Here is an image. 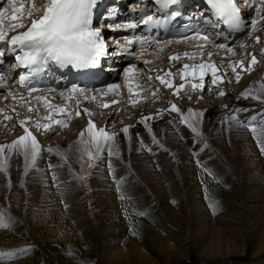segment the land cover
I'll return each instance as SVG.
<instances>
[{
	"label": "rangeland",
	"instance_id": "rangeland-1",
	"mask_svg": "<svg viewBox=\"0 0 264 264\" xmlns=\"http://www.w3.org/2000/svg\"><path fill=\"white\" fill-rule=\"evenodd\" d=\"M33 2L39 4L40 0H24L25 8L27 9L28 7H30L31 3ZM5 4L6 3H4L1 7H3ZM256 9L257 7L254 9V12L250 17V23L248 28L246 29V32L242 34L243 36L247 35V38H245L244 41L246 43L244 45L242 59L239 61H243L244 66L247 68L251 61V54H255L258 62L248 68L247 71L240 73L239 82H237V76L232 72V70H221L222 73L217 72V75L223 77V82L218 81L215 87H213L212 85L211 75L209 74L205 78V87L203 90H193L191 85L194 81L189 78L191 80L190 87L188 86V84H186V82H184L185 87L180 90L179 94H175L176 87H178L182 83L178 74V70L182 69L183 67L181 66L182 64H179V62L182 63L181 60L183 59V56H179V59L176 61H170L169 58L171 57V55L178 52L176 51V45H167L166 51L165 49L162 50V48H165L163 46L160 48V50L155 49V52L151 54L150 57H156L153 61H149L150 64L148 67L150 71L148 70V68L144 67L142 63L139 65L135 74L136 77L131 78L132 81L138 79L137 82L134 81L135 83L132 84L133 92L131 96L128 93V89L126 90L125 87H121V85L123 84H121V82H119L117 78L115 79V85L117 87L110 92L104 91L103 94H101L100 91L84 89V91L87 93L86 95H90L89 93H91V95L90 97H84L83 99L81 94L79 95L80 99H82V103L81 105L80 103H78V105L75 104L77 105L78 112L80 113L79 116L76 115L77 112L72 110V108L66 109L65 113H60L56 109H45V103L43 104L41 102L40 105H36V102L33 98H26V100H31L33 106L38 107L39 110L31 113L28 111L26 106L22 107L20 105L16 106L15 104H13L14 100L11 101L12 99H0V109L5 110L2 113L6 114L7 116H11L10 121L13 126L8 130V132H10L9 135H24L23 127L19 123L20 120H24V126H27L29 128V130L38 141V149L44 146L45 150L48 153H51V155L55 156L63 162V167L68 162V160L65 158V155H63V152L58 149L56 143L58 141L66 143L67 141L68 144V141L72 139V136H78V132L80 135L81 133H83V145L85 149L83 153L87 154V152H89L90 150L88 151V148H86L88 147L86 144V138L84 137L86 135L84 134L83 130H78L76 129V127L78 128V124L80 122L84 125L85 123L88 124L89 120H91L96 126V129L105 128L106 131V127L109 125H106V127H104L106 122V117L104 118V111L108 109L111 111L112 115L108 122H117L118 120L116 119L119 117H122V121H127L130 118H134V120H136L139 124L137 125V127L139 129L141 128L140 132H145L156 145V149H152L153 151H149L148 148L147 150H145L144 147H141L139 149L140 152L136 154V160H138V162L136 160L131 161V158L127 157L128 155H131L130 152L132 150L128 146L122 149L121 153H118V155L112 157H109L106 153V157H103V165L101 166L102 163L97 165L100 167H98L95 172H92V167L96 163L98 156L97 153L93 162L89 167L86 168L82 167L83 164H81V162L76 159V156L71 155L73 160L69 162V166L65 168V176L68 175V177L71 178L69 180L75 179L79 185V188L83 189V195L85 196H82L83 198H85L84 202L87 205L89 212V209H91L89 205L95 206L88 197L89 193L91 192V188H89L88 184V180L89 177L91 178V175L97 176L99 172H103L104 176L107 175L106 179L108 178L107 181L109 185L111 187L112 185H114V187L119 190V192L114 193V196L115 198H119L120 200H124V192H126L124 190H126V188L128 187V180L135 181L137 183L135 185L138 187V192H142L141 194L136 195V199H133L132 196L134 195H130V202L134 204L135 207H133L132 213L129 214L128 220H125V218L122 217L121 221H115V225L110 226V228H103L100 226L101 224L95 225L94 220H92L94 215L92 217L91 215H85L83 217L81 216L82 213H79V215L77 213L72 216H68L69 213L63 214V216H66V218L68 219V224H70V227L74 231L76 230L75 232L79 234L78 240L73 241L72 239H66L61 243L51 239L49 240L47 238L45 240H41L34 233L36 227H32V225L30 226V223L26 217H23V215H19L12 208L3 205L0 202V217H2L4 223L8 225L7 227L0 226V234L2 232L8 235L3 240L1 238L0 264H14L13 262H18L21 260L26 261L30 264H62V257L72 259L75 264H116L115 262L105 261L103 256V248L105 246H110V242L111 244L115 243V241H112V233L114 232L115 227L121 226L123 229V233L121 235L123 237L121 236V238L114 239L118 242L116 246L119 245L117 247H126V241L128 240L127 238L130 237L131 240L137 243H141L144 247L143 250L147 254V257L152 259V261L148 263L147 261H144V263L140 264H264V252L262 253V255H258L259 257L253 256V240L250 237V233L252 234L253 228L254 231L257 232L258 226L260 230H262L261 228L264 227V203L260 202L261 207L258 206V210L256 212L259 215L257 217H261L260 220H258V223H255V225L257 226L253 227L250 224L253 222L252 215L255 214V212L252 215L246 214L248 199L251 198L252 200L255 197H261L255 195L262 194L264 192V187L260 186L261 182L264 184V152L261 151L256 138L249 128L241 127L238 130L236 129L237 131H233L230 135L229 133L231 130V122L229 124V120L225 116L211 118L210 122L208 123L209 126L207 130L205 129V127L203 128V110H207V107L211 101L214 104H210V106L222 104L225 103L223 101L225 97L230 98L231 96H233L241 101H243L244 99H250L254 102L258 101L264 104V98H258V95L250 93L249 95H252L256 98H244V95L239 93V90L241 88H245L247 84L250 83L259 91V93L264 95V18H262L264 17V10L259 11V14L256 16L258 12V9ZM255 16L256 19L258 18L259 20H257V25L255 27V30H253V28L251 27V20L254 19ZM27 23H29L30 25V21H28ZM18 31H26V28H21ZM15 34H17V32L7 33V36L10 37L11 35ZM256 37L260 38L259 43L256 42ZM178 47L180 48V45H178ZM151 51L153 50H147V48L139 50V52H144V54L148 53L149 55L150 53H152ZM156 51L159 53H157ZM196 58L197 56H195L194 60H186L190 61V63H197L200 60ZM203 60L202 62H204ZM207 62L208 61H205V63ZM223 64L228 67L230 66L228 65L229 63L227 65L225 63ZM131 65L132 62H126L121 69H126ZM220 65H222V63ZM235 65L237 71L239 72V63H235ZM134 68L136 69L137 66H135ZM121 69L119 71H121ZM169 70H171L172 73L176 74L172 78V83L174 85L173 88L165 87L155 79V76L157 74L163 75ZM149 75L153 77L151 81L147 79ZM216 92H219V95H216ZM221 92L225 94L221 95ZM134 96H136V98ZM189 97H193L194 100L190 101ZM166 99L168 100V102H170L171 105H177L180 109V113L169 111L170 107ZM112 100L116 101V103H113ZM203 103L208 104H204L203 106ZM54 104L56 106L59 105V103L57 104L56 101ZM104 104L107 105V107ZM59 106L62 107L61 105ZM157 106L165 107L166 111L169 112H167V115L170 114L173 116V118L166 117L167 123L164 127V131H159L154 135L149 127L153 118L159 116H155L152 113V111H154L155 107ZM12 108H15V112L10 110ZM50 109L56 112L52 115L53 112L50 113ZM189 110H192L193 113L189 122L196 128V132H193L192 128L188 127L187 124L180 122V114L182 113L184 116H188ZM84 112L87 114H85ZM143 112L146 114L145 117L151 116L153 118L141 122L144 119V116H141L140 113ZM21 113L24 115L26 114L27 116L29 115V118L32 119L31 123L28 122L26 118H21ZM67 113L71 114V118H67V115L62 116ZM49 114L50 118L42 119L41 123L49 122V124H51V130H37L34 126L37 118L49 117ZM176 115L179 119L174 118ZM58 119L64 120L66 121V123L64 125L56 124L55 121H57ZM122 121H120L119 123H121ZM169 121H172V123H169ZM74 123H78L76 124V127H74ZM101 124L103 125V127ZM170 125H172L171 129H175V131L180 129V126L183 125L189 132H191V134L195 136L196 141H199L201 143L194 144V146H201L203 149L202 151H210L213 156L211 158L212 162L206 160V162H208V164L206 163V166L200 161L198 162V150L196 151L195 149L194 151L193 148L190 149V147L187 146V144L183 142V140L172 139L169 135V131L165 132L166 128H168ZM153 136H155V140L153 139ZM218 136L221 138L220 142L224 148L223 150H220L214 142L215 137L217 138ZM171 141H173V143H177V147L172 146ZM179 141L184 146H182ZM64 148L66 149V147ZM104 148L105 152H108L107 147L105 146ZM49 149H51V151H49ZM228 151H230V154L236 161V164H234L232 158V160H229L225 156V154L228 155ZM76 152L77 154H79V147H77ZM244 152L246 153L244 155L247 157L246 160L242 159V154ZM93 154L94 152L92 153V155ZM181 154L183 155V158L186 159V161L182 163L177 161V158H179L178 155ZM164 156H166L168 159H166ZM163 157L165 160H168L166 161L168 163V170L166 171V173L164 171L165 162L161 161ZM109 160H111L112 164L111 170L108 167ZM61 165L58 164V167L56 168H61ZM85 165L88 164H84V167ZM191 165L203 174V179L198 180L197 188L201 191V194L199 195V201L206 204L208 213L211 216L209 220L206 219L205 221H208L209 225L217 227L226 226L225 223L228 220L232 221L231 218L233 217H237V219L240 220L238 221L237 219H235V223H233V225L238 226V223L240 222L238 231L241 234V238H243V241H245L247 245V249H245V251L241 254H229L227 256L220 257H201L197 254L194 248V244L198 246L204 237L200 238L202 236L199 233L201 231V228L196 229V227L194 229L193 223L195 221H193V217L195 215V211L194 209H188L187 203L189 204L190 202L189 199H187L186 201V197H184L187 195L185 191L191 190L193 188L189 185V183H187L186 179V174H188L189 171V169L186 167H190ZM22 167L23 171L21 172V176L19 177L20 180L19 187H17L18 189L16 190L17 192H19L20 188L21 190L25 189V177H27L29 169L32 168L31 164L29 163V166L26 170L25 159L23 160ZM47 169H49L50 172L52 170V168ZM122 170L126 174L124 173L122 176L118 177L117 175H119V172H122ZM154 170H156L155 173L157 172L156 175H147L149 171L153 173ZM254 170L257 172V175H262V177L260 176L259 178H256L251 176L250 173ZM0 175L3 177L2 179H0L2 186H6L5 190H9V186H7V184L10 183L8 175L5 171H0ZM153 177H155L156 181L153 180ZM125 179L126 181L123 182ZM149 179H151L152 181L149 182ZM64 180H66V182L64 181L65 183H69V180ZM154 181L157 183L159 182V187H161L163 184L162 187H164L165 189L168 188L169 190H172L176 187L178 188V193H168L166 199L167 201L164 198L160 201L158 199L159 197L157 196L158 194L151 191L152 186L154 187V185L150 183H155ZM52 187L55 186L52 185ZM55 188L59 189V187ZM255 188H257L259 191H252ZM197 191L194 190L193 192ZM163 203H165L166 206H168L171 210L178 212L181 217L170 215L168 213L169 208L167 209L166 207V210L163 206ZM194 203H198V200L196 198L194 199ZM38 206H40V204H38ZM68 206L69 205L66 204L64 208H68ZM33 209L35 208L33 207ZM231 212L232 217L229 215L231 214ZM222 213H226V216H229V218H220V215H223ZM75 215H77L78 218L77 216L74 217ZM80 217L87 219L83 220ZM219 223L222 225H220ZM76 225L78 227H76ZM168 227L174 228L176 231H178L179 238L181 237V241H178L179 244L175 241V236L169 235L167 230ZM195 230L198 231L196 232ZM221 231L222 234L224 233L223 235H227L226 231L220 230V233ZM125 237L127 238L125 239ZM165 237L167 239H171L170 242H175V245H181L184 251H179L182 254H177L169 257H166L165 255L162 256L160 247L156 244V242L158 241V238ZM10 243L12 246L9 245L11 246V248L7 249V247H9L8 244ZM260 243L264 244V241H260ZM126 248L127 250H129L128 247ZM109 249L110 247H108L107 251ZM10 252L14 253V255H7V253ZM131 264L138 263L133 260Z\"/></svg>",
	"mask_w": 264,
	"mask_h": 264
},
{
	"label": "bare ground",
	"instance_id": "bare-ground-1",
	"mask_svg": "<svg viewBox=\"0 0 264 264\" xmlns=\"http://www.w3.org/2000/svg\"><path fill=\"white\" fill-rule=\"evenodd\" d=\"M187 2H188V7L189 8L192 7L190 0H188ZM256 7H257V9H262V6L259 3L257 4ZM248 12L249 11H247V13L244 14V17L246 19H247V14L250 17V14ZM253 12H254V10H252V13ZM258 14H259V11L257 12L256 16ZM256 16L254 19H256ZM257 20H259V19L257 18ZM246 36L247 35H244V36L241 35L240 38L236 39L234 45H236V43L241 39H244V41H245V38H247ZM102 38H104V35H102ZM190 39L191 38H189L185 41H180V42H164V43H179V44L183 45V48H179L178 45H176L175 47H177L176 51L178 53H173L172 55L170 54L171 56H174V55L175 56L178 55V57L183 56V59L181 60L182 63L179 62V64H182L181 66H183L185 63H190V61L186 60L188 58H186L184 55L185 53H187L189 51H193L195 53L194 54L192 52H189L190 55H192V54H194L195 56H196V54L199 55V56H197L196 59H199L200 61L198 60L199 62H197V63L202 62L204 57H206L205 51H203V56H201V54H200L201 48L197 44H196L197 46H195L194 50H191V47L194 46V42H191ZM225 42H227V39H225ZM200 44L203 46L206 45L203 42H200ZM115 45L116 44H114V46ZM129 45H131V44H129ZM225 45H227V44H225ZM110 47L111 46H108L107 50ZM164 47L165 48H162V50L165 49V51H166L167 48H166V46H164ZM153 49H152L153 51H151L152 53H150V55L148 53L147 54L141 53L143 58H145V61H148V63H144L143 61L140 60V57L138 59L136 56L135 59L132 61V65L130 66V68H134L135 66H137V68H136V70H137L139 65L142 63L143 66L148 68V70L150 71V69L148 67L150 64L149 61H153L154 58L156 57V56L150 57L151 54H153L155 52L156 48H153ZM158 49L160 50V46ZM230 49H232L231 55H234L235 56L234 58L236 60L233 57H231V58L234 59L236 61V63H237V61L239 62V60L242 59V55L240 57L241 53L238 51H235L234 47L230 48ZM148 50H149V48H148ZM131 52L134 53L133 51H131ZM157 53H159V52H157ZM223 53H226V52H223ZM117 54H119V53H117ZM168 56H169V53H168ZM184 57H185V59H184ZM130 60L131 59H128L127 61H130ZM116 61L117 60H115V62ZM125 62H126L125 57L120 58V60L117 63L118 65L114 66L113 69H115L117 67L120 68L122 65H124ZM133 63H134V67H133ZM219 64H221V63H219ZM230 64H232V63H229L228 65H230ZM216 65H218V64H216ZM218 66H220V70L218 71L219 73L220 72L222 73L223 70H225V71L231 70L230 66L228 67V66H225L224 64L218 65ZM177 67H178V65H177ZM135 74H136V71L128 79L127 84L121 85V87H125L126 90L128 89L129 86L132 87V84L138 81V79H135L133 81L131 79L132 77H136ZM111 78H112V76H109L107 79H110V81H111L112 80ZM107 82H109V81H107ZM185 82L190 87L191 80L188 79ZM260 82H261V80H260ZM110 85H112V83H109L108 86H110ZM72 87L73 86H69L66 90L63 89V90H60L58 92L65 93V95L67 97L68 90L71 89ZM92 90L100 91L101 94H103L104 91H108L105 88H100V87H98L96 89H92ZM112 90L113 89H111L110 91H112ZM246 92L258 95V98H262V99L264 98V95L259 93V91L256 88H254V86L250 83H248L245 88H241L239 90V93H241V94H244ZM10 93L15 94L14 91L9 90L7 93V96L5 95V96L1 97L2 95H0V99H4L5 97H7L6 99H9V100L12 99L11 101L14 100L13 104H15L16 106L20 105V103H22L24 100H26V98L29 99V98H33L37 95H40L39 93H32L31 97L24 95L25 99L23 98V100L20 101L21 98L16 97V94H15V98H13V95H10ZM47 94L56 96V93H47ZM86 94L87 93L85 91L83 93H81L82 99L84 97L88 98L91 95V93H89L90 95H86ZM79 95H77L75 93L73 94L74 98H73V100L68 101V103L66 104L67 108H65V111H66V109L72 108V110L78 112L77 105H78V103H80V105L82 103V99H80ZM216 95H219V92ZM134 97L136 98V96H134ZM248 97L250 98V97H254V96L248 95ZM189 100L193 101L194 98L189 97ZM17 101H19V102H17ZM55 101H56V98L53 97L48 102L50 104H54ZM113 101L114 100H112V102ZM166 101L168 102L167 99H166ZM223 101L225 103L210 106V104H214L211 101L207 107V110H203V116H204L203 128L205 127L206 130L209 126L208 123L210 122L211 118L222 117V116H225L228 118L234 114V110L239 111L240 121L247 122L253 116L257 117V120L264 119V104H262L261 102H258V101L254 102L250 99L249 100L244 99L243 101H241V100H239L233 96H231L230 98L225 97ZM102 102H104V101H102ZM118 102H119V99H118ZM75 104H77V105H75ZM168 104H169V107H171L170 102H168ZM204 104H208V103H203V106H204ZM57 106H59V105H57ZM56 110H58V109H56ZM55 112L56 111H52L50 109V113H52V115ZM167 112L168 111H166V108L163 106H160V107L157 106V107H155V110L152 111V113L155 116L162 113V116L159 115L158 117L153 118L152 122L150 123L149 128L154 133V135H155V133H157L159 131H164V127L167 123L166 117L173 118L172 115H170V114L167 115ZM69 113L62 115V116L67 115V118H71V114H69ZM104 113H105L104 118L106 117V122H105L104 127H106V125H109V126H107L108 128L106 127V132L110 133V134H115L114 147H117L119 149L118 153H121V150L126 148L127 146L130 147L132 149L130 152L131 155H128L127 157H130L131 161H133V160H136V154L140 152L139 149L141 147H144L145 150H147V148H148V150L151 149V151H153L152 149H154V148L156 149V145L151 140V138L145 132H140L141 128L139 129L137 127V125H139V124L137 123L136 120H134V118H130L127 121H125V120L122 121L123 120L122 117H119L116 119V120H118L117 122L116 121L115 122H108L110 117H112L111 111L108 109V110H105ZM85 114H87V113H85ZM135 115H136V113H135ZM140 115L144 116V117L146 116V114L144 112L140 113ZM6 116L7 115L4 113H2L0 115V139H2V140H0V145L11 144V142L13 140H16L19 136L23 135V134H20L18 136L12 135V134L9 135L10 132H8V130L13 125L11 124L10 120L5 119ZM26 116H27L26 114L25 115L22 114L20 117L26 118L28 120V122L31 123L32 119L29 118V115L27 117ZM174 118L179 119L177 115ZM124 119H126V118H124ZM120 121H122V122L119 123ZM230 122L231 121H229V124H230ZM76 124H78V123H76ZM76 124L75 123L73 124L74 127H76ZM87 126H88V124L85 123L83 125L80 122L78 124V128L76 127V129L83 130L84 134L86 135L84 137L86 138V144L88 146L86 148H88L87 150L88 151L90 150L91 152L86 151L87 154L83 153L85 150L84 145H83V143H84L83 142V136L80 135L79 132H78V136H72V139H70V141H68L69 142L68 144H67V141H66V143H63L61 141H58L56 143L58 149H60L63 152V155H65V158L68 160V162L64 165V167H63V162L60 159L51 155V153H48L45 150L44 146L40 147L41 151H40V156L36 162V167H32L31 169H29L28 175H27V177H25V182H24L25 189L21 190V188H20L19 192H17L16 190L18 189L17 187H19V180H20L19 177L21 176V172L23 171L22 163H23L24 157H23V155L18 154L15 151L8 152L6 150V152L4 154H0L1 159L3 158L4 155H6L8 157L7 161L4 163V168L6 169L5 172L8 175L9 180H10V183L7 184V186H9V190H5L6 186L5 187L2 186V184L0 182V202L9 208H12L19 215H23V217H26L30 223V226L32 225V227H36V230L34 231V233L41 240H43V239L45 240L47 238L49 240L51 239V240H54V241L60 242V243L66 239H72L73 241L78 240L79 234H77L75 232L76 230L74 231L70 227V224H68V219L66 218V216L65 217L63 216V214H65V213L66 214L69 213L68 216H70V215L72 216V215L77 214V213H78V215H79V213H82L81 216H83V217L85 215H91V217L94 215V217H93L94 219L92 218V220H94L95 225L101 224L100 226L103 228H110V226L115 225V221H119V220L121 221L122 217L125 218V220H128L129 214L132 213L133 207H135V205L130 202L131 201L129 199L130 195L131 196L134 195L132 197H133V199H136V195L142 193V192H138V187L135 185L137 183L135 181L128 180V187L126 185L127 188H126V190H124V191H126V192H124V195H125L124 200H120L119 198H115L114 193L119 192V190L116 187H114V185H112V187H111L107 181L108 178L106 179L107 175L104 176L103 172H99L97 176L91 175V178L89 177V180H88V184H89V188H91V190H90L91 192L89 193V196L88 195H86V196H88L90 201H92L93 204L95 205V206L89 205V207H91V209H89L90 212L88 211V207L84 202L85 198H83V196H85V195H83L84 194L83 189L79 188V185L75 179L69 180L71 178H69L68 175L65 176V174H66L65 168H67L69 166V162H71L73 160L71 155L76 156V159L79 160L81 162V164H83L82 167L86 168V167L90 166V164L95 159V156L98 154L96 151V146H95V144H93L92 138H91L90 134L87 132ZM126 126H131L129 128V133L127 135L125 133H123V131H122V129ZM171 126L172 125H170L168 128H166L165 132L169 131V135L172 139L183 140V142H185L187 144V146L190 147V149L193 148L194 151H195V149H196V151L198 150V153H197L198 154V160L196 159L198 162L200 161L201 163L205 164V166H206V163L208 164V162H206V160L207 161L212 160L211 158L213 156H212L210 151H208V150L202 151L203 149L201 146L200 147H197L198 145L194 146V144H201V143L199 141L197 142L195 136H193L191 134V132H189L183 125H181L180 129H178L176 131H175V129H171ZM230 126H231V130L229 133L230 135L232 134L233 131H237L239 128H241V126H238L235 122H231ZM102 127H103V125H102ZM95 129H96V126H95ZM173 131H175V132H173ZM137 134H139V135H137ZM163 135H164V133H163ZM220 139L221 138L219 136L217 138L215 137L214 142L220 150H223L224 148L220 142ZM141 140L143 141V143H141ZM171 144H172V146L177 147V143H173V141H171ZM180 144L182 145L181 142H180ZM182 146H184V145H182ZM64 147H66V149ZM77 147H79V149H80L79 154H77V152H76ZM199 150H201V151H199ZM93 152H94V154L92 155ZM89 153H91V155H92L91 159H89ZM106 153L108 154V152H105V148H104V151L102 153L98 154L96 163L92 167V172L93 171L95 172L97 170V168L100 167L97 165H99L101 163H102L101 166L103 165V163H104L103 157H106V155H107ZM245 154H246L245 152L242 154V159L246 160L247 157L244 156ZM178 156H179V158H177L178 162L182 163V162L186 161V159L183 158L182 154L178 155ZM225 156L229 160L232 158L230 151H228V155L225 154ZM164 157L166 159H168L166 156H164ZM164 157L162 158L161 161L165 162L164 163V168H165L164 171L166 173V171L168 170V163L166 161H168V160H165ZM21 161H22V163H21ZM136 161L138 162V160H136ZM233 162H234V164H236V161L234 159H233ZM49 164L53 165L51 172L49 171V169H47V168H49ZM58 164H60V165L62 164L61 168H56V167H58ZM84 164H88V165H85V167H84ZM28 166H29V164H28ZM186 168L189 169L188 174H186L187 183H189V185L192 186L193 188L191 190L185 191V193H187V195L184 197H186L185 198L186 201H187V199H189L190 203L189 204L187 203L188 209H190V210L194 209V211H195V213H194L195 215L193 217V221H195V222L193 223V227H194V229L196 227H197L196 229L201 228V231L199 233L202 236L200 238L204 237L198 246L194 244V248H195L197 254L201 257H208V256L220 257V256H227L229 254H241L242 252L245 251V249H247V245H246L245 241H243V238H241V234L238 231L240 222L238 223V226L233 225V223H235L234 221H235V219H237V217L231 218L232 221L226 220L227 222L226 223L224 222L226 226L214 227V226L209 225V222L208 221L206 222L205 220L206 219L209 220V218H211V216L208 213L206 204L199 201V195L201 194V191H200V189L197 188L198 187V180L203 179V174L201 172H199L192 165L190 167L187 166ZM61 170H63V171H61ZM155 171L156 170H154L153 173L151 171H149V173H147V175L154 176L157 174V172L155 173ZM53 173H55V175L57 177L55 182L52 179ZM124 173L125 172L122 170V172H119V175H117V176L120 177ZM256 173L257 172L254 170L250 174H251V176L256 177V178H259L260 176L262 177V175H257ZM2 178L3 177L0 175V179H2ZM64 179L69 180V183L68 182L65 183L66 180H64ZM126 179L124 181L123 180L122 181L125 182ZM153 180H155V177H153ZM148 181L151 182L152 180L149 179ZM158 183L155 182V183H150V184L154 185V187L152 186L151 191L158 194L157 196L159 197L158 199L160 201L163 198L166 200L168 193H171V192L178 193L177 192L178 188L175 187L174 189L169 190L168 188L165 189L164 187H162L163 184L161 187H159ZM260 184H261L260 185L261 187L262 186L264 187V184L262 182ZM52 185L55 187H59V189L52 187ZM194 190H196V191L198 190V191L193 192ZM252 191L256 192L259 190L257 188H255ZM197 195H198V197H197ZM255 196H261V197H255L252 200H251V198H249L248 203H247V212H246V214H251V215L255 212V214L252 215L253 216L252 217L253 222L250 223L251 226H253V227L257 226V225H255V223L257 224L258 220H260V218H261V217L260 218L257 217L259 215L256 212L258 210V206L261 207L260 202L264 203V192L262 194H257ZM195 198L198 200L197 204L194 203ZM38 204H40V206H38ZM66 204L69 205L68 208H64V206ZM163 204H164L163 206L165 209H166V207H167V209L169 208L168 206H166L165 203H163ZM129 205H131V206H129ZM36 206H38V207H36ZM33 207L35 209H33ZM170 207H172V206H170ZM259 211H260V208H259ZM168 213L172 216H180L181 217V215L178 212H175V211L171 210L170 208L168 209ZM229 215L231 216L232 212ZM76 216L77 215H75L74 217H76ZM83 217H80V218H82L83 220L87 219V218H83ZM65 218H66V220H65ZM77 218H78V216H77ZM88 218H89V216H88ZM220 218L228 219L229 216H226V213H224L223 215H220ZM238 221H240V220H238ZM259 224H261V223H259ZM220 225H222V224H220ZM76 227H78V226L76 225ZM260 227H262V226H260ZM255 228H257V227H255ZM194 229H193V231H194ZM261 229L262 230H260V228L258 226L257 232H255L254 228H253L252 234L250 233V237L253 240L252 254H253V256H257V257L262 255V253L264 252V244L260 243V241H264V240H262V239H264V227H262ZM167 230H168V233L170 236H175V241L178 243V241L181 238V237L179 238L178 231H176L174 228H171V227H168ZM220 230L226 231L227 235L226 236L223 235L224 233L222 234V231L220 233ZM195 231L197 232L198 230H195ZM122 233H123L122 226L121 227H115L114 232L112 233V241H115V243L111 244V242H110V246H105L103 248V256H104L105 261L115 262L116 264H131L133 260L138 264L144 263V261H147V263L152 261V259L148 258L147 254L144 252L143 245L141 243H137V242L131 240V237L130 238L125 237V239L126 238L128 239L126 241V247H128L129 250H127V248L124 246L117 247V246H119V245L116 246V244H118V242L114 239L121 238ZM7 236L8 235L1 232L0 242H1V238L3 240ZM248 237H249V235H248ZM170 240L171 239H169V238L167 239L166 237L165 238H158V241L156 242V244L160 247L162 256L165 255L166 257H169V256L177 255V254H182L181 252L184 251L183 247H181V245L180 246L175 245V242L174 243L170 242ZM9 245H11V243L8 244V246ZM11 246L7 247V249H10ZM108 247H110V249L107 251ZM13 263L14 264H30V263H27L26 261H23V260L18 261V262H13ZM61 263L62 264H75L72 259H69V258L67 259L65 257L64 258L62 257Z\"/></svg>",
	"mask_w": 264,
	"mask_h": 264
},
{
	"label": "snow or ice",
	"instance_id": "snow-or-ice-1",
	"mask_svg": "<svg viewBox=\"0 0 264 264\" xmlns=\"http://www.w3.org/2000/svg\"><path fill=\"white\" fill-rule=\"evenodd\" d=\"M155 3L161 6L174 5L177 0H154ZM244 3H248V0H242ZM253 4L257 0H252ZM97 3V0H40L39 4L35 2L31 3L30 7L25 8L24 0H7L3 7H0V62H2V57L4 55L3 45L7 44L11 51L15 54L14 60L17 67H25L28 71L25 74L20 75L18 87L21 90V99L23 100V93L27 92L28 96L34 92L40 91L32 81L34 77L42 71H46L50 64H56L59 66H72L75 69H89L95 67L101 57L106 54L107 46L102 38V30L99 27H93V9ZM258 3L262 6L264 10V0H258ZM207 4L210 6L211 13L218 19L222 20L225 25L232 28L240 27L244 24V20L241 15L240 8L237 6L236 0H207ZM264 18V17H262ZM210 17L205 16L199 23L207 24L210 22ZM30 21L29 23H27ZM257 19L251 20V27L255 30L257 25ZM141 23L144 25H151L153 23H159V21H154L152 15H147L142 18ZM139 25L135 22H130L126 24H116L115 27L109 25V29L112 31H117L121 29H135ZM21 28H26V31L19 32ZM17 32L15 35L7 36V33ZM192 35L197 36L199 39L207 41L209 37L206 34H201L199 24L195 28L189 29ZM185 39L188 36L184 37ZM139 43L143 46L145 43H157L160 41H146L143 37L138 38ZM260 38L256 37V42L259 43ZM133 40H127L128 44H132ZM170 42V41H168ZM220 48H225V45H219ZM201 48V56H203V45ZM227 51H232V49H227ZM185 57L189 60H194L195 55L185 53ZM212 53H208L209 60L207 63H185L182 69L178 70V74L182 83L176 87L175 94H179L180 90L185 87V81L189 78L194 81L191 85L193 90L201 89L205 87V78L210 74L212 85L215 87L217 82H223V77L218 76L217 72L220 70V66L216 65L211 61ZM178 56H171L170 61L178 60ZM257 57L255 54H251V61L246 68L243 61H239L240 70L237 71L235 64H230L231 70L237 76V82H239V76L241 72H245L252 65L257 63ZM148 63V61H144ZM137 71L135 68H128L125 70L124 76L126 84L131 75ZM176 74L169 70L163 75L157 74L155 79L158 80L162 85L168 88H173L172 78ZM226 75V73H225ZM6 75L0 73V89L8 88L10 85L6 83ZM149 81L153 79L151 75L147 77ZM110 88H116V85H110ZM50 91H55L51 89ZM84 89L73 86L68 90L67 100H73V94H81ZM133 89L131 86L128 87V93L131 96ZM221 95L225 93L221 92ZM250 93H244V98H247ZM15 98V94L10 93ZM63 97L64 93H60ZM7 97H5L6 99ZM256 98V97H254ZM36 105H40L41 102L45 101L47 98L42 95H37L33 97ZM116 103V101H113ZM20 106H26L28 111L34 112L38 111V107H34L31 100H24ZM107 107V105H105ZM45 109H58L60 113H65V108L44 104ZM15 112V108L10 109ZM4 109H0V113L4 112ZM87 111V110H85ZM169 111L180 113V109L177 105L172 104ZM77 116L80 115L79 112L76 113ZM159 115L162 116V113ZM180 122L187 124L188 127L192 128L193 132H196V128L189 122L193 113L189 110L188 116H184L182 113ZM49 117H38L35 123V128L37 130L45 129L51 130V124L41 123L42 119H49ZM153 117H144L141 122L150 120ZM6 120H11V116H6ZM228 120L235 122L238 126L249 128L257 140L262 152H264V119L257 120V117L253 116L249 121L244 122L239 119V111L234 110V114L228 117ZM20 125L23 127L24 135L19 136L16 140H13L11 144L0 145V154H4L6 150L8 152L15 151L18 154L23 155L25 159V167L27 170L28 164L30 163L32 167H36L37 159L40 156V149H38V141L36 137L32 134L29 128L25 125L24 120H20ZM56 124L64 125L66 121L57 120ZM172 123V121H169ZM131 126H126L122 129L123 133L126 135L129 133V128ZM87 132L92 138L93 144L96 146V151L98 154L104 151V147L107 146L108 156L112 157L118 155L119 149L114 147L115 144V134H110L105 131V129H95L94 123L89 120L87 126ZM83 135V133H81ZM139 135V134H137ZM155 140V136H153ZM30 141V143H29ZM141 143L143 141L141 140ZM151 149H149L150 151ZM51 151V149H49ZM30 157V161H29ZM92 158L91 153H89V159ZM99 158V157H98ZM8 157L6 155L0 159V171H6L4 168V163L7 161ZM53 165L49 164V168ZM108 167L111 170L112 164L109 160ZM53 181L57 179L55 173L52 177ZM214 207V206H213ZM142 214V213H141ZM0 226L7 227L8 225L4 223L2 217H0ZM7 255L12 256L14 253H7Z\"/></svg>",
	"mask_w": 264,
	"mask_h": 264
}]
</instances>
